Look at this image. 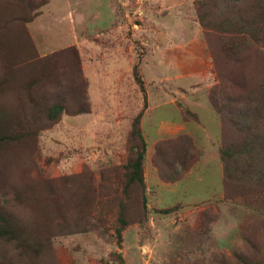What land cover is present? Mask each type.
I'll return each instance as SVG.
<instances>
[{
  "label": "rangeland",
  "instance_id": "rangeland-1",
  "mask_svg": "<svg viewBox=\"0 0 264 264\" xmlns=\"http://www.w3.org/2000/svg\"><path fill=\"white\" fill-rule=\"evenodd\" d=\"M8 1L0 15L24 44L0 48V82H11L0 87V138L15 139L0 143V210L26 222L35 205L17 194L59 196L68 224L50 237L36 230L38 254L0 241V264H264V153L256 177L222 187L220 156L241 139L208 99L219 84L218 106L237 110L264 89V0ZM67 48L78 54L66 59H79L82 100L64 96L47 118L24 102L50 95L28 65ZM57 67L62 91L72 75ZM142 140L144 189L114 192L102 176L123 172ZM252 155L231 161L246 172ZM46 185L62 195L43 194ZM83 191L98 193L89 209L74 203L91 200ZM120 205L127 225L118 238Z\"/></svg>",
  "mask_w": 264,
  "mask_h": 264
},
{
  "label": "trees",
  "instance_id": "trees-1",
  "mask_svg": "<svg viewBox=\"0 0 264 264\" xmlns=\"http://www.w3.org/2000/svg\"><path fill=\"white\" fill-rule=\"evenodd\" d=\"M13 0L6 2V5L9 7V4L12 3ZM256 2L258 0H255ZM4 10H0V12L3 13ZM31 11V10H30ZM36 11V10H34ZM32 11V12H34ZM31 12V13H32ZM9 17H5L2 19V16L0 15V34L4 36L0 38V48L4 52V45L8 46L9 50H12L14 46H16V51H18L22 46L23 42L20 38H18V35L14 36L11 33V28L7 26V23H9ZM201 20L203 18H200ZM14 52L13 50L11 53ZM67 54H70L71 57L78 56L77 52L75 51V48H67L59 50L55 53H52L51 56H46L45 58H40L37 63L32 64L31 66L28 65L30 68V71H32V77L35 79L36 84L43 85V87L46 88V90L49 92L50 95L44 94L43 96H40V101L38 103L30 101L26 96L24 97V102H29L36 111L38 110H44L45 116L47 118L53 119L54 115L59 112V110L62 108L63 105H66V98L64 96H68L71 99H78L82 98V92L81 88L77 85H75L76 82L81 81V72L79 69V59L75 58L74 62H70L66 59ZM80 58V57H79ZM50 59V60H49ZM65 63V66L67 69L71 72V75L66 82L68 86L66 88H63L62 91H58V87H56V77L54 75L53 70H59L58 63ZM38 63H41L40 65ZM54 65V67H53ZM136 66L133 68V75L136 82L141 84V80L136 77L135 74ZM139 79V80H138ZM14 83H23L20 82V79H13L11 80ZM10 82V78H7L6 80L0 82L1 86H7ZM259 84H264L263 82ZM15 85V84H14ZM35 85V84H34ZM219 85V84H218ZM213 86L210 90V97H208L210 105L216 109L219 116H222V123L223 126H226L229 130H232L237 133L241 141L238 142V145L236 144H228L226 148L222 151V154L220 156L221 163H222V187H229L228 180H238L240 177H246L248 179H251L253 177H256L258 170L255 172L253 163L256 158H258L261 153H264V144L262 140H264V134L262 133V124L264 123V89L261 91V94H258L254 89L250 93V96L247 97V101H243L244 107L242 109H229L227 106V101L223 102L222 106H218L216 100V95H220V92H216V87ZM16 86V85H15ZM257 86V85H255ZM17 87V86H16ZM77 87V88H76ZM60 88V87H59ZM213 88H215L213 90ZM31 88H28V91H30ZM58 91V94H55V92ZM18 93V92H17ZM21 95V93H19ZM223 99V97H222ZM82 100V99H81ZM77 105H80V102H76ZM84 108L78 112L74 111L75 114H81ZM15 114V113H13ZM19 114V113H17ZM20 115V114H19ZM138 119H136L135 125L133 129L136 128ZM256 130L257 134L252 135L253 140L250 139L251 142H247L246 137L248 135V132L250 129ZM136 131V130H135ZM137 135L141 137V134L139 131L137 132ZM243 137V138H242ZM6 140H12L14 141V137H8V138H0V143H3ZM170 144V143H169ZM253 145L257 146L256 151L252 150ZM142 150L137 153L136 158L133 161H128L123 164V172L114 171L113 180L111 181V178L102 176L103 182H109V185L113 186L112 189L114 192H116L119 187L122 184H125L124 186V192L129 193V189L134 186L138 185L141 188L144 189V177H143V160H144V153H145V142L141 143ZM175 148V145H173ZM165 151L159 150V156H161V160H166L164 153ZM180 152V160H184L183 155V148L179 150ZM251 156V160L247 161L251 164L249 167L246 165V172L242 168V164H238L237 162H233V158L239 157V156ZM255 172V173H253ZM260 172H264L260 171ZM259 172V174H260ZM258 174V176H259ZM46 190L43 191L44 193H47V196L50 195L51 197L53 194H58V192L52 188L50 185L45 186ZM106 191L109 187H105ZM29 192H31L29 190ZM85 195L89 193L91 200L90 201H75L74 203L83 206L85 209H89L88 206H92L96 204V201L93 200L94 197L98 195V193H91V191H83ZM233 193H236L233 191ZM58 195H62L59 193ZM65 197V196H63ZM17 199H22L23 204H31L33 203L35 205L34 209V215L32 219L27 220L26 222L13 218L11 215L7 214L6 212L0 210V241H3L7 244H12L18 251H21L22 253L24 251L26 252H34L35 254L41 253L38 252L39 245L42 243L39 242L40 239L36 236V230H39V233L45 232L47 233V236L50 237L54 234L53 229L61 230L63 227H67L68 221L64 219V213L58 212L60 207L58 203L59 196L52 197L50 201H46V198L39 200L34 195H29L22 197L21 194H17ZM106 203V202H104ZM103 203V204H104ZM103 206L100 207V210H103ZM126 210V205H120L119 206V216L117 218V222L119 224V227H116V224L114 223L113 227L115 229L116 236L119 238L121 231L126 227V222L123 220V214ZM84 213V212H82ZM163 213H168V211H163ZM53 215V216H52ZM58 215V217H57ZM81 215L77 216V219L80 218ZM76 228L79 227L75 226ZM36 236V237H35ZM41 241V240H40ZM42 242V241H41ZM50 242V241H49ZM48 242V243H49ZM46 243V242H45ZM42 248V247H40ZM123 264V262H122Z\"/></svg>",
  "mask_w": 264,
  "mask_h": 264
}]
</instances>
